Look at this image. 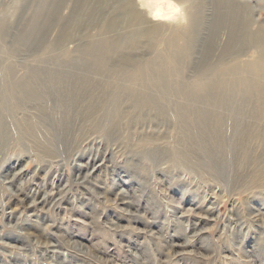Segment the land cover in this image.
<instances>
[{"label":"rangeland","instance_id":"obj_1","mask_svg":"<svg viewBox=\"0 0 264 264\" xmlns=\"http://www.w3.org/2000/svg\"><path fill=\"white\" fill-rule=\"evenodd\" d=\"M85 1L77 16L80 0L54 13L51 0H0V264H264V0H233L247 40L222 21L209 55L226 0H173L174 18L142 9L141 23L124 8L152 0ZM33 21L39 38L25 35ZM109 40L124 45H107L111 73L76 66ZM32 71L89 77L109 96L120 78L114 127L99 123L102 107L83 115L42 86L28 102L22 81L69 88ZM211 83L218 102L203 97ZM138 91L151 106L134 108Z\"/></svg>","mask_w":264,"mask_h":264},{"label":"bare ground","instance_id":"obj_2","mask_svg":"<svg viewBox=\"0 0 264 264\" xmlns=\"http://www.w3.org/2000/svg\"><path fill=\"white\" fill-rule=\"evenodd\" d=\"M60 1H62V0H51L50 12H53V13L56 12V10L58 9L57 5L59 4ZM101 1H107V0H101ZM179 1H181V0H179ZM150 2L153 4L152 6H149L146 9L144 8V6H142L141 9L137 8L138 12H136V10L134 9V7H132L131 4H128L127 7L125 6L126 8H124L123 12H124L125 16L127 17V19L129 21H131V22H134V23H136V22L137 23H141V21H143L142 17L139 15L140 14L139 12H142V9H144L145 11L148 10L149 14H150L149 17L152 20H155V21L166 20V19L175 17L174 16V11L172 10L171 6L174 5L175 8H177V6L175 5L173 0H152ZM181 2L185 3V2H188V0H182ZM192 3L193 2L190 1V4H192ZM222 3L223 4H221L220 6H222V5L227 6L229 8L230 12L225 14V13H223V10L222 11H217V13L215 15V21H214V24H213V27H212V30H213L212 37L210 39V42H209V45H208V49H207L208 50V55H209V51L212 48L213 39H214V36L216 34L215 32H216V30L219 27H222L221 26L222 25V21L224 22V25L229 27L230 36H231L230 38H231L232 41L243 42L244 40H247V38L245 36L244 37L242 36V30H241L242 29V22H241L242 18L240 17V12L238 11L234 1L233 0H226L225 3L224 2H222ZM77 4H81L80 7H79L80 9L77 10V16H78V13L81 10H85V13H87V11H89V9L87 8L89 5H88V3L85 0H80V3L76 2V5ZM106 4H108V3H106ZM39 14H41V11L39 12ZM88 14L90 15V12H88ZM33 22H32V24L30 26V29L28 27L29 33L27 32L25 35L29 37V35H33V34L35 35L36 34V37L39 38L42 35L41 32L43 30L44 24L41 27H37L38 25L36 24V22H34V23ZM78 24H79V20H78V17H77L75 25L78 26ZM114 24L115 23L110 21L109 24H107V26L113 27ZM75 25H74V27H75ZM72 30H73V28H71V31ZM139 34H143V29H142L140 24L138 26V29H136V32H135V35H139ZM194 38L190 37V35H189V37H187V39H185L187 44H185L183 46H178V45L174 44L173 47H174V51H175L176 55H186L187 51H188V47L191 45V43H192ZM263 38H264V33H262L261 36L259 35V38H258V39H260L259 40L260 44L264 48V43H263L264 39ZM107 45H111V46H115V47H120L121 45L124 46L118 40H116V41H110L109 40L108 42H103V43H101L98 46V48L95 49V51H93V53L88 54L86 57H84V59H82V61L80 60V62L77 63L79 65H76V66L85 67L87 71H91V72L92 71H95V72L99 71V72L102 73V76H103V73L110 72V70H111L110 67L111 66H110V63L108 61V58L105 56V55H108L107 52H108L109 46H107ZM261 50H262V48H261ZM180 57H182V56H180ZM60 63H63V62H60ZM69 64H72V62H70ZM58 65L63 66L61 64H58ZM64 65H66V64L64 63ZM259 66H260V71L262 70V72H264V59H263V61H261ZM178 69L176 68L177 71H178ZM112 71H113V68H112ZM153 71H154L153 72L154 73V79L157 78V77H162L166 73L165 72V68H163V66H160L158 64L155 67H153ZM32 72H33L34 78H35L34 81H38L39 78H43V77H45L48 80L52 78V81L53 80L57 81L58 83H61V85L68 84L69 88L62 90V89H59L58 87H54V88L46 87V86H48L49 82L47 80H44V79H42L43 84H41L40 87L39 86L38 87H33L32 85H28V83L26 81H22V84L19 85V86H22L23 93L25 94V97L28 100V102H30L32 100H36L39 97L40 98L43 97V93L44 92H42L41 89H40L41 86H42V87H45L44 91L45 90H49V91H46V92H48V94L53 96V98L58 99L62 104L66 105L67 107H74V106H76L78 104H81L82 107H83L82 108V114L83 115H88L89 113H91L95 109H97V108L99 109L100 107H102L103 114H102V116L100 118V121H99L100 124L104 123V125H110L111 126L110 122H113V121H110L108 116L109 115L111 116V114H112V116H113L112 119L115 120L116 116L120 113V108H121V105L123 103L122 102V97H123V93L122 92L125 91L124 88L123 89L120 88L121 85L119 86L118 81H120V78L117 79V81H115V82L108 83L109 86L114 87L113 91L116 90V91H114L112 96H111V94L109 96V94L107 93L106 88L103 87V85H105V84H102L100 82L97 83V82L94 81V79L89 78V77H82L80 79L79 77L76 76V74L68 75L69 74L68 73L66 75V74H63L64 72L61 73V71L60 72H49V73L48 72L42 73V72H39V71H32ZM115 72L117 74L121 73L118 70L115 71ZM119 74L117 75L118 77H119ZM116 75H115V77H116ZM136 78H137V80H138V78H140L141 80H144L143 78H147V77L146 76L145 77L144 76H136ZM160 79H162V78H160ZM126 81H128V79H126ZM123 82H124V80H123ZM134 83H135V81H134ZM210 85H213V86H209V89L206 91V94H205V96L203 95V97L208 99L211 102H218L219 99H220L219 96L221 94H219V96H218V92H217L218 90L216 88L220 87L221 85L219 83H216V84L215 83H211ZM131 93H132V91H131ZM131 97H132V99L134 101H136V103H133V106H134V108L136 110L143 109L144 107L151 106L152 103L154 102V100H152L151 97H149V96H147L145 94L139 93V91L137 93H135V96L131 95ZM99 99H105V101L102 102V104H101L99 102ZM128 101H129V99H128ZM112 104L114 106V110H113V108L112 109L110 108V105H112ZM65 117H63V118H65ZM198 117L202 121V123L200 122V126L199 127H200L201 132L203 133V131H207V129L210 128V126L208 125L209 124L208 123L209 122V117L205 118V117H203L201 115H199ZM64 124L66 125L68 123H64ZM64 127L65 126H62L61 128H62V131L65 132V131L68 130V129H65V128H68V127H65V128ZM111 127H114V125H112ZM215 128H216V126H215ZM34 129H36V127H34ZM34 136H35V134H34ZM34 136H32V137H34Z\"/></svg>","mask_w":264,"mask_h":264},{"label":"clouds","instance_id":"obj_3","mask_svg":"<svg viewBox=\"0 0 264 264\" xmlns=\"http://www.w3.org/2000/svg\"><path fill=\"white\" fill-rule=\"evenodd\" d=\"M171 8H172L173 11H175V12H177V13L179 12V9H178V8H175L174 5H172Z\"/></svg>","mask_w":264,"mask_h":264}]
</instances>
